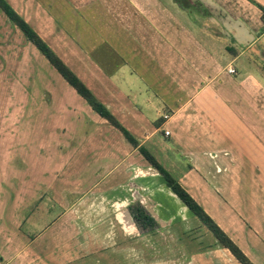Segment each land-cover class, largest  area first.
Returning a JSON list of instances; mask_svg holds the SVG:
<instances>
[{"label":"crops","instance_id":"obj_1","mask_svg":"<svg viewBox=\"0 0 264 264\" xmlns=\"http://www.w3.org/2000/svg\"><path fill=\"white\" fill-rule=\"evenodd\" d=\"M30 1L32 9L37 1L39 9L48 8L42 0ZM67 1L84 13L120 10L103 13L109 33L103 28L101 37L89 39L80 26L72 41L105 47L92 59L97 45H78L91 63L76 73L85 75L80 78L138 145L102 117L115 140L107 142L103 133V145L96 148L103 157L94 163L95 172H84L85 188L67 196L46 190L26 201L24 211L15 210L17 235H0V264H69L80 251L97 259L95 264L118 259L131 264L125 254L135 239L167 229L192 234L189 228L200 226L197 216L145 158L150 150L245 254L264 264V13L258 15L257 30L250 28L246 35L244 15L225 12L226 3L214 0H185L186 5L184 0ZM190 5L197 12H190ZM32 25L42 35L44 30ZM219 42L224 45L220 50ZM259 43L261 49L250 52ZM220 60L227 61L224 68ZM65 146L80 144L61 142L63 153ZM136 203L156 219L155 230L137 226L130 211ZM86 228L94 237L76 245ZM119 236L124 253L118 251ZM17 238L27 240L24 247H16ZM212 242L215 250L206 253L215 257L209 264H241L217 238ZM101 254L112 259L103 260ZM191 264L197 260L191 258Z\"/></svg>","mask_w":264,"mask_h":264},{"label":"rangeland","instance_id":"obj_2","mask_svg":"<svg viewBox=\"0 0 264 264\" xmlns=\"http://www.w3.org/2000/svg\"><path fill=\"white\" fill-rule=\"evenodd\" d=\"M11 1L12 7L32 27V24H38L44 30L41 35L34 28L42 40L71 70H75V73L76 70L87 68L86 64L91 63L88 58L83 57V52H79L78 45L82 44L84 49L97 45V50L90 56L92 59L105 47L101 43L72 41L77 38L80 26L89 39H93L97 34L101 37L99 31L104 28V32H108L109 28L108 22L103 20V13L120 14V10L103 9L87 10L84 13L81 9L73 8L67 0H42L41 6L48 7L46 9H39L37 4H40V1L36 2V6L32 5L34 9L31 8L30 0ZM214 2L226 3L225 12L244 15L246 35L252 33L250 28L254 31L259 27L258 15L260 12L262 15L264 13V5L261 3L264 0ZM183 3L188 4L185 0ZM197 9L195 6H189L190 12H197ZM222 29L226 30L224 25ZM221 46L224 45L218 44V50ZM261 47L262 43H259L250 52H257ZM218 57L221 58L219 54L217 59ZM226 64L227 61H222L223 68ZM109 129L102 121V116L93 110L39 47L0 9V235H12L11 233L15 232L17 235L18 224L13 219L14 211H24L22 207L27 205L26 201L37 194L50 190L54 194L67 196L69 191L85 188L84 172L89 173L88 175L95 172L97 165L94 163L103 157L100 153L103 150H96L101 149L99 147L103 145V133L108 138L107 142L115 140ZM75 141L79 142L80 147L75 149L65 146L68 151L62 152L61 142L68 145ZM150 151L159 160L158 153ZM54 183L56 184L53 185ZM247 187L244 188L246 191ZM196 218L200 226H189L192 234L188 231L176 234L169 229L165 233H153L143 240L135 239L133 246L128 245L130 251L128 250L125 256L131 264H191V258L196 259L198 264H209V259H213L215 254L212 253L209 257L206 252L212 247V250H215L216 246L212 245V241L216 236L198 217ZM185 229L182 228V231ZM85 231L86 234H79L76 245H81L85 239L88 241L89 236L94 237L87 233L91 230L86 228ZM123 238L119 236L117 245L118 251L121 249L124 253L125 250L122 249L126 245L119 244ZM16 240V247L20 248L27 242L24 238ZM10 242L13 244V241ZM218 243L223 246L219 240ZM157 245L160 246L159 252ZM81 254L82 251L73 253L69 264H95L97 259L80 256ZM101 257L103 260L112 259L107 254H101ZM217 257L224 258L222 255ZM109 263L112 264V260ZM122 263L125 264V260L118 259L115 264ZM222 263L227 262L222 260Z\"/></svg>","mask_w":264,"mask_h":264},{"label":"trees","instance_id":"obj_3","mask_svg":"<svg viewBox=\"0 0 264 264\" xmlns=\"http://www.w3.org/2000/svg\"><path fill=\"white\" fill-rule=\"evenodd\" d=\"M0 9L7 15L9 20L21 28L27 37L36 44L41 52L50 60L51 64L59 71L65 80L90 104L103 118L107 119L112 125L120 129L125 137L133 144L138 145L137 139L125 128L109 108L100 101L93 90L81 78L70 69V67L60 58L42 38L35 29L12 7L8 0H0ZM264 10V8H263ZM145 156L150 163L156 167L164 176L166 184L171 190L186 204V206L195 214L216 236V238L228 248L234 257L241 264H255L245 252L229 237V235L218 225V223L207 213L204 207L188 192V190L171 175L156 158L150 153L144 151ZM131 214L137 226L144 231H153L157 228L156 219L140 203L133 204L130 207Z\"/></svg>","mask_w":264,"mask_h":264},{"label":"built area","instance_id":"obj_4","mask_svg":"<svg viewBox=\"0 0 264 264\" xmlns=\"http://www.w3.org/2000/svg\"><path fill=\"white\" fill-rule=\"evenodd\" d=\"M228 70H229L230 73H235L236 72V69L234 67H229ZM166 134H170V132L166 131Z\"/></svg>","mask_w":264,"mask_h":264}]
</instances>
